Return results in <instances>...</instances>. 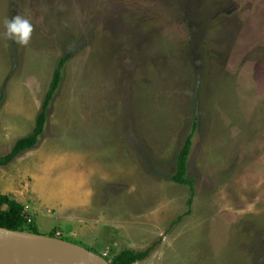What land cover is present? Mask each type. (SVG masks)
Listing matches in <instances>:
<instances>
[{"label": "rangeland", "instance_id": "rangeland-1", "mask_svg": "<svg viewBox=\"0 0 264 264\" xmlns=\"http://www.w3.org/2000/svg\"><path fill=\"white\" fill-rule=\"evenodd\" d=\"M18 14L26 46L3 35ZM64 55L44 134L0 167V194L109 261L264 264V0H0V125L30 132ZM193 122L189 206L171 175Z\"/></svg>", "mask_w": 264, "mask_h": 264}, {"label": "trees", "instance_id": "trees-1", "mask_svg": "<svg viewBox=\"0 0 264 264\" xmlns=\"http://www.w3.org/2000/svg\"><path fill=\"white\" fill-rule=\"evenodd\" d=\"M69 55H64L57 63L53 70L52 77L48 86V89L44 95L39 113L36 116L35 123L31 133L26 136L17 139L10 149V151L0 156V167L11 164L19 155L27 150L35 147L40 138L43 136L45 126L47 123L48 110L51 102L58 91L63 70ZM3 100L2 92L0 95V103ZM196 130V122H193L192 128L178 153L176 159V170L171 175V180L181 185H187L190 190V197L188 199V205L192 204V198L194 196V181L188 177V159L191 153L193 144V137ZM0 226L11 230L24 231L25 226H29L30 232L40 233L38 228L32 223H27V217L24 213V206L6 194H0ZM49 236L54 237V234L50 233ZM89 249V248H87ZM91 250V249H89ZM93 251V250H91ZM151 248L145 251H137L131 248H127L118 253L111 261V264H134L138 261L144 260L149 256ZM106 259V258H105Z\"/></svg>", "mask_w": 264, "mask_h": 264}, {"label": "water", "instance_id": "water-1", "mask_svg": "<svg viewBox=\"0 0 264 264\" xmlns=\"http://www.w3.org/2000/svg\"><path fill=\"white\" fill-rule=\"evenodd\" d=\"M11 249L14 252L32 250L49 253L53 256L71 254L87 264H111L100 254L61 238L41 233L11 230L0 226V264H2L6 251Z\"/></svg>", "mask_w": 264, "mask_h": 264}, {"label": "bare ground", "instance_id": "bare-ground-1", "mask_svg": "<svg viewBox=\"0 0 264 264\" xmlns=\"http://www.w3.org/2000/svg\"><path fill=\"white\" fill-rule=\"evenodd\" d=\"M2 264H87L85 261L75 258L71 254L53 256L49 253L36 251L14 252L6 251Z\"/></svg>", "mask_w": 264, "mask_h": 264}, {"label": "clouds", "instance_id": "clouds-1", "mask_svg": "<svg viewBox=\"0 0 264 264\" xmlns=\"http://www.w3.org/2000/svg\"><path fill=\"white\" fill-rule=\"evenodd\" d=\"M3 27V35L8 40L23 46L29 44L33 33V25L26 16L18 14L6 18L3 21Z\"/></svg>", "mask_w": 264, "mask_h": 264}, {"label": "crops", "instance_id": "crops-1", "mask_svg": "<svg viewBox=\"0 0 264 264\" xmlns=\"http://www.w3.org/2000/svg\"><path fill=\"white\" fill-rule=\"evenodd\" d=\"M36 119V118H35ZM35 122V121H34ZM12 126H13V128L11 129L10 128V126H4V124H2V125H0V147H3V145L5 146L6 145V143H8V142H12V144L14 145V140L16 141L17 139H19L20 137H18V131L17 130H15L16 128H14V125L12 124ZM25 127V126H24ZM24 127H22V128H20L19 127V129H23ZM32 129H33V127L31 128V130H30V132L29 133H31V131H32ZM29 133H27L26 135H28ZM11 144V143H10ZM13 145H10L11 147L13 146ZM31 150V149H30ZM26 152V151H25ZM1 155H3V154H0V156ZM20 156V155H19ZM18 156V157H19ZM54 163V160H53V158H49V165L50 164H53ZM84 196V195H83ZM80 200L82 201V198L81 199H79V200H77L78 201V203L77 204H75L74 206H73V208L74 207H78V204L80 203ZM53 201H54V199H53ZM57 204V202H55L54 204H51L50 206H53V205H56ZM66 209H70V210H67L68 212H67V215L68 214H70L71 213V210H72V206H70V207H64V206H61V208L59 209L58 208V212H56L55 214H57V215H55V214H52L53 216H56L55 218H54V220L56 221V222H61V223H65L64 221H60V220H58L57 219V216H59V215H61V217H62V215H64L65 213L62 211V210H66ZM78 209V208H77ZM79 210V209H78ZM61 211V212H60ZM49 213H50V210H49ZM51 215V216H52ZM66 216V215H65ZM65 216H63V217H65ZM60 217V216H59ZM73 217V216H72ZM68 219H70L71 220V218L70 217H67ZM57 219V220H56ZM74 220L75 219H78V217H74L73 218ZM67 221V220H66ZM69 242H72L73 243V241H69Z\"/></svg>", "mask_w": 264, "mask_h": 264}, {"label": "built area", "instance_id": "built-area-1", "mask_svg": "<svg viewBox=\"0 0 264 264\" xmlns=\"http://www.w3.org/2000/svg\"><path fill=\"white\" fill-rule=\"evenodd\" d=\"M24 213H25V211H24ZM26 217H27V223H31L32 222V218L29 215H26Z\"/></svg>", "mask_w": 264, "mask_h": 264}]
</instances>
